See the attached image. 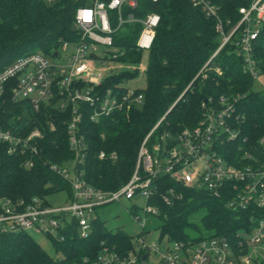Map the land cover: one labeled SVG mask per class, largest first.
Wrapping results in <instances>:
<instances>
[{
  "label": "trees",
  "instance_id": "16d2710c",
  "mask_svg": "<svg viewBox=\"0 0 264 264\" xmlns=\"http://www.w3.org/2000/svg\"><path fill=\"white\" fill-rule=\"evenodd\" d=\"M208 1L218 8L228 35L242 19L240 9L250 8L254 0ZM82 2L0 0V73L25 55L41 52L52 58L62 42H77L75 12ZM141 5L142 13H157L161 18L143 75L146 86L139 90L143 102L124 107L98 123L91 122L87 116L93 109L81 105L82 110H88L81 125L87 140V157L77 167L85 180L96 189L118 191L132 178L140 148L162 118L165 119L148 141L149 150L156 143L163 148L177 146L176 138L185 129L196 128L206 110L219 111L227 105L234 110L227 121L234 137L224 134L223 144H216L215 150L228 165L263 167L264 89L255 90L253 78L244 69V58L236 46L239 31L213 57L222 43L217 23L190 0H161L156 5L143 0ZM140 31V26H129L117 36L116 46L125 52L118 59L120 63L141 62L143 54L135 48ZM253 58L259 79L264 83V24L259 27L254 42ZM136 75L139 74L109 75L101 93L124 88L120 84ZM10 88L9 83L0 100V130L24 138L39 129L43 139L38 144L40 158L35 159L33 168L26 167L28 156L10 155L7 146L0 144V214L6 201L18 206L24 201L34 205L37 200L42 208H48L51 206L47 199L54 195L65 194L68 201L72 200L71 185L52 170V167L74 166L66 131L70 110L60 111L58 106L50 104L36 112L25 101H12ZM50 122L55 131L51 130ZM164 136L167 140L162 142ZM101 152L108 158L100 160ZM246 154L253 159L243 160ZM156 184L158 193L150 204L157 207L159 215L148 216L147 232L156 230L159 243L196 246L204 240L225 239L236 252L258 221L264 219V209H232L229 206L232 192L228 186L216 198L208 192L186 188L167 175L160 176ZM170 189L182 198L167 206L162 197ZM19 211H24V206ZM29 232H4L0 228V264H83L85 260L93 263L103 245L125 254L134 237L109 230L98 215L93 232L86 239L80 237L75 221L66 223L57 239L49 237L55 253L51 256Z\"/></svg>",
  "mask_w": 264,
  "mask_h": 264
},
{
  "label": "built area",
  "instance_id": "2783aa9c",
  "mask_svg": "<svg viewBox=\"0 0 264 264\" xmlns=\"http://www.w3.org/2000/svg\"><path fill=\"white\" fill-rule=\"evenodd\" d=\"M141 1L83 0L75 12L74 29L79 35L77 42H62L57 57L55 54L50 58L41 52L25 55L0 73V100L10 83L12 101H25L36 112L50 104L58 106L60 111L70 110L71 118L66 124V131L69 149L74 156L73 167H52L72 187L73 197L66 207L42 208L37 200L34 205H27L24 201L18 206L6 201L0 214V228L4 232L36 230L57 239L66 223L75 221L80 237L86 239L92 234L93 222L101 209L120 204L124 199H144L146 207L143 209V218L138 214L139 208L135 203L126 208L141 228V233L132 238L129 251L118 254L115 249L103 245L95 262L85 260L83 264H151V256L157 257V264H264V257L259 251L264 252V219L258 221L255 229L247 235V241L240 243L236 252L225 239L204 240L196 246L183 243L161 245L159 241L156 243L148 239V216L159 215L157 207L150 202L158 193L156 181L160 176L167 175L186 188L205 191L216 198H220L228 186L232 192L229 203L232 209H264V166L228 165L215 150L216 144H223L221 137L224 134L234 137L227 124L234 110L231 105H227L226 100L222 99L227 105L225 109L206 110L196 128L185 129L176 138L177 146L163 148L156 143L149 150L148 141L165 119L162 118L144 140L132 178L118 191L96 189L85 180L77 167L87 157V140L81 125L88 110H82L81 105L93 109L89 110L87 116L91 122L98 123L122 111L124 107L138 106L143 102V94L139 93L138 88L124 87L117 91L107 89L101 93L106 78L112 75L116 67L100 71L95 68L96 61L103 65L107 62L115 64L119 62V57L125 55L123 49L116 46V40L129 26L141 27L135 39L136 50L142 54L151 51L161 18L157 13H142ZM147 1L156 5L161 0ZM190 1L217 23L216 29L222 36V43L213 57L239 31L236 46L239 55L244 58V69L254 81L259 79L253 49L259 27L264 24V0H254L250 8H241L242 19L228 35L224 32L216 6L208 0ZM140 13L144 15L140 16ZM99 46L108 48L103 56L98 54ZM146 68L147 65L141 64L139 68L128 71L143 76ZM49 126L55 131L52 122ZM42 139L43 133L39 129L24 138L0 130V144L7 146L10 155L28 156L27 168H33L35 159L40 158L38 144ZM166 140L167 136L161 137L162 142ZM261 142L264 144V139ZM107 158L104 152L99 154L100 160ZM242 159L252 160L253 157L246 154ZM181 198L173 189L162 197L167 206ZM21 206H24V211H19ZM161 246H165L164 250H160ZM251 251L254 252L253 256H250Z\"/></svg>",
  "mask_w": 264,
  "mask_h": 264
},
{
  "label": "rangeland",
  "instance_id": "374dc122",
  "mask_svg": "<svg viewBox=\"0 0 264 264\" xmlns=\"http://www.w3.org/2000/svg\"><path fill=\"white\" fill-rule=\"evenodd\" d=\"M108 48L99 46L98 47V54L103 56ZM114 53L116 51L112 50ZM141 64L146 66L148 64V54H143V58L140 63L136 64H121L120 62H115V64H111L110 62H107L106 64H102L99 61H96L95 68L96 70H109L110 67H116L115 71L112 74H120L121 72H129L128 69L133 68H139ZM123 67V68H121ZM121 87H127V88H138V89H145V79L144 76L136 75L134 78H130L125 80L120 84ZM253 87L257 91H261L264 87V83L261 79H256L254 81ZM48 203L53 208H63L66 207L68 204V197L65 194L61 195H54L52 197H49L47 199ZM136 204V206L139 208L138 214L143 218L144 213L143 209L146 207V201L144 199H137L135 201H128L126 199L122 200V203L118 204H112L110 206H107L98 213L100 218L106 223V226L111 231H121L127 235L130 236H137L141 233V228L137 224V222L132 218L130 215V211L127 212L126 208ZM71 218H68L70 220ZM29 235L40 244L42 249L46 251L49 255L55 256L54 253V247L49 239V237L39 231L33 230L29 232ZM149 241L151 242H158L159 241V233L156 230H151L149 236ZM164 242V241H163ZM161 245L162 242H161ZM165 246L159 247L160 250H164ZM264 257V252L262 250H259ZM254 252H250V256H253ZM151 264H157V257L151 256L150 262Z\"/></svg>",
  "mask_w": 264,
  "mask_h": 264
},
{
  "label": "water",
  "instance_id": "95a60500",
  "mask_svg": "<svg viewBox=\"0 0 264 264\" xmlns=\"http://www.w3.org/2000/svg\"><path fill=\"white\" fill-rule=\"evenodd\" d=\"M55 57H57V54L55 55ZM146 258V257H145Z\"/></svg>",
  "mask_w": 264,
  "mask_h": 264
}]
</instances>
